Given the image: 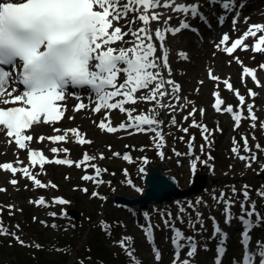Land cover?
I'll list each match as a JSON object with an SVG mask.
<instances>
[{
    "label": "snow or ice",
    "instance_id": "snow-or-ice-1",
    "mask_svg": "<svg viewBox=\"0 0 264 264\" xmlns=\"http://www.w3.org/2000/svg\"><path fill=\"white\" fill-rule=\"evenodd\" d=\"M208 3L219 4L225 12L233 13L235 18L232 23L235 30L239 16L236 9L242 8L243 5L238 3V0H208ZM174 18H179L178 25L171 23ZM190 18L206 19L198 3H186L182 0H0V133L5 136L6 143L15 144L18 151L28 153L27 164L19 157L14 162L0 163V171L10 173L13 177L9 183L17 186L19 180L15 177L20 174L31 181L34 188L55 189L58 187L56 184L51 181L44 182L39 178L40 175H46L45 166L51 164L83 168L85 174L81 179L96 185L111 183L102 178L103 173L108 170L95 163L96 160L106 158L103 152L98 156L85 152L81 159L73 160L67 147H50L52 158H49L43 149L32 147L33 143L43 144L45 141L52 145L66 144L70 141L79 145L93 143L78 127L67 129L55 127L65 118L69 96L78 101L72 109L73 112L90 110L94 114L103 113L104 118L97 127L104 133L116 134L121 131L128 135L151 133L153 145L159 150L162 158L167 133L164 131V121L160 119L161 111L172 113L171 125L187 134L189 128L183 127L176 120L175 113L183 112L191 106V111L182 119L188 121L190 117L192 118L189 127L200 129L205 141V144L200 145V152L206 154L208 160H214L211 152H206V148L211 149L214 132L223 130L218 126L210 129L195 119L197 112L203 116L206 109L195 107V101L181 95L182 85L173 78L169 62L168 37H175L185 30L192 29ZM224 20V16L219 17V23L223 24ZM249 20L250 17L244 18L246 24ZM250 38L253 40L251 45L246 42ZM214 47L231 58L229 64L234 60L241 65V83L246 85L247 78H250L257 87L264 89V83L257 76V68L243 65V61L235 55L238 49L264 55V23L248 24L247 30L235 39L225 32ZM177 55L183 61L190 59L188 53L182 50ZM259 69L264 70V63L259 65ZM207 77L216 84L217 90L212 93L214 97L212 108L215 112L230 114L234 121V129H238L245 119L251 121L252 129L257 127V123L264 129V121H260L254 110V100L258 95L255 90L247 88L245 96L239 89L234 88L230 77L222 78L211 67L207 69ZM198 83L203 85L204 81L200 80ZM221 83L238 99L237 107L227 104L221 97L219 91ZM70 88L87 89L90 103L85 104L79 94L70 93ZM195 91L198 93L199 88ZM248 99L253 102L247 103ZM140 104L150 107L145 111H138L137 106ZM245 106L247 115L244 112ZM113 111L124 114L126 120L114 125L111 120ZM39 126L53 127L57 134L47 136L39 134L34 137L32 133ZM252 138L255 139L254 134ZM180 139L183 140L184 137ZM241 140L242 146L233 138L231 152L245 162L247 168H252L259 160V153L264 152V147L257 143L254 152L247 135H243ZM194 141L193 135L188 140L186 153L173 149L178 157H194L190 160V170L193 174L197 171L198 163L208 164V160H202L200 156L195 155ZM108 147L111 150V146ZM241 151L246 154H241ZM112 156L120 158L121 153L113 152ZM122 159L133 162L127 153L123 154ZM148 162V158L144 157L143 164L138 169L141 178L147 176L145 165ZM36 168H39V172L35 171ZM89 168L93 170V174L88 173ZM260 171L264 172V164L261 165ZM124 173L127 176V169ZM127 183L138 192L144 191L131 179ZM79 190L89 193L86 187ZM6 191V188L0 187V192ZM232 193L237 194L235 187L232 188ZM90 195L107 199L95 191ZM242 195L244 199L240 202L241 215L236 218L244 225L241 234L244 251L241 260H234L233 264H264V241H257L256 250L253 251L250 235L253 226L264 223V217L256 211L255 201H251L249 185H243ZM257 195L264 199V190H257ZM213 199L218 204H224L226 223H231L234 218L231 208L235 201L224 192L218 197L214 195ZM29 202L37 206L48 204L43 196ZM54 203L69 205L71 201L55 197ZM201 203L204 201L199 199L195 204L189 202L188 206L195 209L196 205ZM7 208L10 215L14 214L15 205H7ZM187 211L180 206L181 215H178L177 219L183 222V214ZM2 212L3 208H0V214ZM62 214L67 216V211H63ZM51 215L56 216L57 213L53 212ZM145 216L148 214L145 213ZM212 219L213 236L219 239L215 264H222V257L226 252L227 233L222 231L214 217ZM197 222L203 229V213L199 211H196V221H190L191 227L195 228ZM164 225L173 232L171 238L174 247L173 264H193L198 251L195 237L186 236L176 227L172 223L171 213L164 219ZM14 227L17 230L20 228L19 225ZM104 227L106 232H110V225L105 224ZM141 227L149 242H154L151 223L147 227L143 225ZM0 235L12 237L19 245L26 246V241L20 235L4 225L2 216ZM131 241L132 237L125 236L116 243L125 251L132 264H142L134 255ZM30 246L42 247L38 243ZM184 249H187L186 258L181 259V252ZM153 252L155 260L159 262L161 260L159 248L154 247Z\"/></svg>",
    "mask_w": 264,
    "mask_h": 264
},
{
    "label": "rangeland",
    "instance_id": "rangeland-1",
    "mask_svg": "<svg viewBox=\"0 0 264 264\" xmlns=\"http://www.w3.org/2000/svg\"><path fill=\"white\" fill-rule=\"evenodd\" d=\"M169 40V39H168ZM190 37L186 35H180L172 40L170 48V56H169V62L172 67V76L173 78L179 82L182 85V92L181 95L183 97H187L190 100L195 101V107L197 108H204L206 109V113L201 116L199 112H197L195 119L202 123L206 124L210 129H215L217 126L222 129L223 131H216L214 132L212 138L213 145L215 149L211 147V149L206 148V152L209 150L211 152L218 153L220 156H222V160H208V156L206 154H203L204 157L202 160H208L212 163H214L216 167V172L214 173V176L212 175V178H220L221 182L217 184H213L208 186L206 189H204L199 195H195L193 197H189L186 199H181L174 201L170 204H164V205H158V206H152L151 211L147 210L145 212L141 211L138 213L137 217L132 216V212L129 210H124L121 208H118L115 206L112 201H108L106 199H100L96 197H92L90 195L93 191H100L107 190L109 183H104L101 185H96L93 182L90 181H84L81 179V177L85 174V171L83 168H76L75 166L72 167H62V166H55L50 165L45 170L46 175H40L39 178L44 181H51L52 183L56 184L58 187L53 188H46V189H40V188H34L32 182L30 181H20L17 186H12L9 183L10 176L7 173H3L0 171V175H3V178L5 177V181H0V186L6 185V192H0V207L2 206L5 208V211H3V223L6 227L9 226L12 232H16L18 235L21 236L24 240H31L34 244L39 242V240H35L39 237H41L40 234L32 233L31 231L27 230V227L25 229V226L28 224L27 221H29V218L33 224H35L40 230L44 231V237L51 238L52 241H55V238L59 235L54 234V231L44 229V227L40 226L43 224H61L64 222L65 226L68 228L72 226V220H69L70 217L67 213V216L63 215V211L68 210L67 205H58L54 203V198L58 196H63L65 199L69 198L70 201L75 200L78 204L85 206L92 213L93 209H97L101 211L103 210V207L105 206V209L110 210H117V214L124 215V219L126 222L125 228L121 226V230L119 231V238H123L125 236L132 237L131 246L134 249V255L135 257L142 262V264H168L165 261L170 259L171 257V243L170 239L173 236V232L165 227L162 223L158 222L159 224V230H155L154 227V219H157L156 212L157 210H163L166 214L169 213V210H175V219L180 222L181 224H175L176 227L180 228L185 235L188 234H198V237L201 240H207L205 245L209 247L208 252L211 250V255L217 252V243H219V239L217 237L213 236V230H211V226H214L213 217L215 218V222L220 224H225V228L229 227L228 230L229 234L233 233V227H234V219L235 217H239L241 215L240 210V196L242 195V187L239 188L240 195L239 197L235 198V200H238V204H233L231 208V213L233 215V219L231 223H226L224 209L222 210L223 203H217L215 199H213V196H217V193H214V191L218 190V187L226 188L229 185H234L232 183L233 178H241L244 176V172H246V177L250 181H261L259 185H263L262 187H259V190H264V179H261L260 176L258 177L257 173L255 171H252L251 169H247L245 166V162L239 160L236 158L233 153L231 152V148L233 147V138H235L237 141L243 142L242 140H239V137H242L243 135H247L249 137V141L257 142L262 147H264V129H261L259 126V123H257V127L255 129H252L250 127L251 121L248 119H245L241 122V126L238 129H234V121L230 114L227 113H217L213 110L212 104L214 103V97L212 93L216 91V84L212 82L207 77V69L209 67L213 68L215 70V73L217 75H220L222 78L230 77L232 79V75H235L237 80L241 83V72L242 67L240 64H237L232 61L231 64L228 63V61L231 59L230 57L226 56V54H219L217 51L211 47L208 48L207 43H205V38H199L196 42L191 43ZM170 42V41H169ZM171 43V42H170ZM183 50H190V53L188 54L190 59L188 61L180 60L177 53L179 51ZM208 50L207 54H204L205 51ZM250 52V51H246ZM215 53V55H213ZM259 56V55H256ZM239 58L244 61V58L242 55L239 54ZM262 58H264V55H262ZM250 59L252 60L253 57L251 56ZM264 60V59H263ZM243 65L248 67H255L260 65L252 63V62H245ZM264 75V72L262 73ZM203 80V85H200L198 81ZM247 81H249V78H247ZM264 83V79L261 81ZM240 86H234V88H237L240 90L242 94L247 96V88H251L255 90L258 95L255 97L254 103H255V112L257 116L259 117L260 121H264V89L257 87L254 82L252 83H246ZM196 88H199V92L197 93L195 91ZM219 91L221 93V97L226 101L227 104H232L234 107H237L239 105L238 99L234 96V94L230 91H228L224 85L221 83L219 86ZM253 101L251 99L247 100V103H252ZM150 107V105L140 104L137 106L138 111H145ZM188 111H191V106H189L185 111L183 112H177L175 113L176 120L183 126L188 127L189 132L185 134L182 132L178 127H174L170 123L171 115L170 112L161 111L160 113V119L164 121V131L167 133L168 142L166 143V146L164 147L165 151L167 147L170 148L169 156L165 159L159 155L156 154V148L153 145V141L151 139L152 134H143V133H134L132 135H128L126 132H118L116 134H107L102 132L99 128H97V117L90 116L89 113L81 112L78 115H68V117H74L75 124L79 125L82 129L83 133H86L88 137H91L93 139V143L89 146H79L77 143L69 142L66 144H62L63 147H71V154L70 156L74 160H79L83 157V152L86 148L91 150L95 153V155H99V153L103 152L105 155V159L103 160H96L95 163L101 167L106 168L108 170V167H112L115 170L114 171H107L103 173L102 178L105 181H110L112 184V181L119 179V177L124 178L126 175L123 172V168L129 166V162L123 160L122 158H116L112 156V153L114 151L122 152L127 147L135 146L134 154L137 157L136 164L132 167L129 166V169H133L129 172L130 174H133L134 178H136L140 173L137 169L139 165L143 164V158L146 156H143L144 154H148L147 156H150V158L158 159V160H168L171 156L173 159L172 162V173L173 175L177 176L179 179V183L183 188H191L190 186V173H189V164L185 163L186 156H176L173 149L175 151L186 153L188 152V140L190 137L197 133L196 141L198 142L197 147L200 148V145L205 144V141L203 140L201 136V130L189 127L191 124L192 118L190 117L188 121H184L182 118L183 116L187 115ZM245 115H247V107L244 108ZM70 120V119H69ZM80 120V122H78ZM126 120V116L120 112H118L117 118L112 121L114 125H118L120 122ZM95 122V123H94ZM71 122H68V127H72ZM248 124V125H245ZM35 133L42 134L45 133V128L42 126H39L35 129ZM253 134L255 135V139H253ZM184 137L183 140L180 139V137ZM169 144V145H167ZM7 147L4 146L0 147V161L3 162L5 159H10V157L13 155V152H10L8 144H6ZM43 145V144H42ZM111 146V150H109L108 146ZM139 146L147 145V147H144L143 150H140L138 148ZM241 146L243 144H240ZM253 147H255V144H251ZM45 147V146H42ZM198 154H202L200 152V149L197 148ZM241 154H243V151H241ZM259 154L264 155V152H260ZM94 155V154H92ZM107 155H109V158H107ZM213 156V155H212ZM214 157V156H213ZM148 158V157H147ZM179 161V163H178ZM0 162V163H1ZM155 164V163H153ZM202 163H199V166L201 167ZM171 164L169 167L170 168ZM231 166V167H230ZM147 168V165H146ZM261 166L257 165L256 171H260ZM90 169V168H89ZM207 170V169H205ZM245 170V171H244ZM39 172V171H38ZM89 172L93 174V170L90 169ZM18 178H20L18 175H16ZM65 177H69L66 179ZM243 184V183H242ZM25 185H27V188H25ZM246 185L250 186V189L253 188V185L251 183H247ZM88 188L89 193L86 194L83 191H80L79 189L82 188ZM107 196L110 194V192H105ZM119 194L127 196L131 198L132 196H136L135 193L128 189H123L119 192ZM40 196L47 197L45 198L46 201H48V204L46 206H37L29 201L38 199ZM68 199V200H69ZM202 199L204 203H201L199 205H196V208H189L188 204L189 202H192L193 204L196 203L197 200ZM259 199V204L257 205V210L260 212H264V199ZM7 205H15L16 210H14V214L10 215V210L7 208ZM180 206H183L188 211L187 213L183 214L184 219L183 222L186 223L187 229L185 225L181 222V220L177 219L178 215H181L179 212ZM73 208H76L73 206ZM22 209V211H20ZM70 209V208H69ZM78 209V208H77ZM149 211V212H148ZM196 211H199L203 213V229H201V225L197 222L195 225V228L191 227L190 221H196ZM29 213L30 217L28 218L27 213ZM57 213L56 216H52L51 213ZM145 213L148 214V216H145ZM111 213H108L107 216H109ZM2 214H0L1 216ZM32 217V218H31ZM33 217H36L37 219H33ZM59 218L58 220L54 218ZM102 218V217H101ZM101 218L98 219L96 222H100L101 226H103L106 223L101 221ZM40 221H44L45 223H41ZM151 223L153 226V233L154 238L159 237L162 233H168L170 234L168 238V243H166V238L161 243V245H165L164 247L157 246L158 244H154L152 246H145L143 241V234L144 229L141 227V225L147 227V225ZM40 224V225H38ZM19 225L20 228L17 230L14 226ZM64 225L62 227H59L62 230H65ZM185 227V229L183 228ZM105 230V229H104ZM40 231V232H43ZM188 231V232H187ZM236 234V233H235ZM85 234H78L77 235V245L74 246V250H71L70 259L74 263L77 261V257H82L83 260L86 262L84 264H96L98 263L96 261L97 256V249L95 246L92 250H89L87 244L81 243L84 240ZM109 234L106 232L105 239L107 241H110L108 239ZM94 238V235L91 231V239ZM90 239V240H91ZM89 240V243H90ZM81 241V242H80ZM234 251L230 252L229 258H234L239 250L237 248L238 244H240L239 237H236V240H233L229 243ZM152 247L159 248L161 252V260L157 262L155 260L154 252L152 250ZM202 250H205V246L202 248ZM204 258L206 257V252H204ZM203 253L199 252V257H196V260L199 259L200 262L206 264V261L200 257ZM11 257H4L3 255L0 256V263L9 261ZM82 260V263L84 262ZM156 262V263H155Z\"/></svg>",
    "mask_w": 264,
    "mask_h": 264
},
{
    "label": "trees",
    "instance_id": "trees-1",
    "mask_svg": "<svg viewBox=\"0 0 264 264\" xmlns=\"http://www.w3.org/2000/svg\"><path fill=\"white\" fill-rule=\"evenodd\" d=\"M82 212L86 213V218H82L80 222L76 224V230L72 232L62 233L58 238V247H61L59 251H56L54 247H51L45 244L41 248H35L32 246H21L15 241L12 244H8V242L0 243V256L11 257L9 261L2 262L0 264H81L79 261L81 257H78V260L74 263H70V248H74L77 245V235L81 234L86 229V223H90L94 220L95 216L88 214L82 210ZM112 215V213H111ZM116 217V214H114ZM32 233H39L37 230H33ZM94 238L91 239V234L89 235V241L87 242V246L89 250H92L93 247L97 249L96 264H102L104 261L106 263H110L111 259H114V255L116 251L106 248L100 243L99 233L96 230L92 231ZM41 238V237H40ZM117 258V256L115 257ZM83 259V258H82ZM84 261V260H83ZM86 263L85 261L82 263Z\"/></svg>",
    "mask_w": 264,
    "mask_h": 264
},
{
    "label": "water",
    "instance_id": "water-1",
    "mask_svg": "<svg viewBox=\"0 0 264 264\" xmlns=\"http://www.w3.org/2000/svg\"><path fill=\"white\" fill-rule=\"evenodd\" d=\"M146 182L148 188L144 195L133 199L118 195L116 196V200L129 204L143 203V206L147 207L150 200L162 202L166 199H171L172 197L179 198L195 193L206 185L207 180L206 176L200 175L197 177V182L192 188L181 190L177 187L174 177L162 174L157 167L151 166ZM69 213L78 216V212L74 209L70 210Z\"/></svg>",
    "mask_w": 264,
    "mask_h": 264
},
{
    "label": "bare ground",
    "instance_id": "bare-ground-1",
    "mask_svg": "<svg viewBox=\"0 0 264 264\" xmlns=\"http://www.w3.org/2000/svg\"><path fill=\"white\" fill-rule=\"evenodd\" d=\"M262 13H264V9H261L260 11H258V14H262ZM260 19H261L260 21H263V23H264V17H261ZM171 23H173V22H171ZM226 24H228V22H227ZM245 24H246V23H245L244 21H241V22H240V26H241V27H244ZM228 28H229V29H233L232 24H229V25H228ZM169 44H170V43H169ZM6 147H7V146H6ZM252 241H253V240H252Z\"/></svg>",
    "mask_w": 264,
    "mask_h": 264
}]
</instances>
